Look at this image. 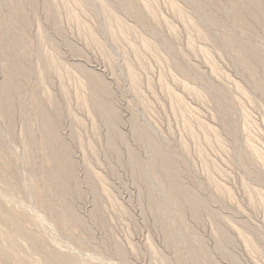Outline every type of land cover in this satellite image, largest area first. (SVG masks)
Segmentation results:
<instances>
[{
	"label": "rangeland",
	"instance_id": "rangeland-1",
	"mask_svg": "<svg viewBox=\"0 0 264 264\" xmlns=\"http://www.w3.org/2000/svg\"><path fill=\"white\" fill-rule=\"evenodd\" d=\"M63 260L264 264V0H0V264Z\"/></svg>",
	"mask_w": 264,
	"mask_h": 264
},
{
	"label": "bare ground",
	"instance_id": "bare-ground-1",
	"mask_svg": "<svg viewBox=\"0 0 264 264\" xmlns=\"http://www.w3.org/2000/svg\"><path fill=\"white\" fill-rule=\"evenodd\" d=\"M173 2V1H172ZM145 3V2H144ZM146 4H148V3H146ZM18 5V4H17ZM173 5V4H172ZM176 6V5H175ZM105 8H107V6H104ZM21 8V7H20ZM16 10V9H15ZM107 11V10H106ZM113 16V15H112ZM114 18V17H113ZM123 28V27H122ZM87 31V30H86ZM55 41V40H54ZM20 43V42H19ZM18 44V43H17ZM56 45V44H55ZM17 46V45H16ZM238 46V45H237ZM241 48H240V50H241V52H243V54L246 56V57H256L254 54H255V52L254 51H251V50H249V48H247V47H245V45H239ZM239 49V48H238ZM75 50V49H74ZM240 52V53H241ZM242 54V53H241ZM257 57H258V55H257ZM261 60H262V58H261ZM132 72V71H131ZM133 78V77H132ZM134 79V78H133ZM92 89V88H91ZM90 89V90H91ZM89 91V90H88ZM95 92V91H94ZM90 95V94H89ZM91 99H89V100H92V104L94 103V104H97V106L96 107H100V106H102V108H104V107H106V104L105 103H103L104 101H102L100 98H99V96H98V94L95 92V93H91ZM86 99V98H85ZM84 99V100H85ZM176 99V98H175ZM87 101V100H86ZM87 103V102H86ZM88 105V104H87ZM105 105V106H104ZM94 106V107H95ZM104 106V107H103ZM108 107V106H107ZM106 107V108H107ZM101 108V107H100ZM99 108V109H100ZM101 108V109H102ZM106 108H104V109H106ZM39 110V109H38ZM41 110V109H40ZM97 110V109H96ZM108 110V109H107ZM42 111V113H43V111L44 110H41ZM102 111H103V109H102ZM104 112V111H103ZM109 112V111H108ZM102 114H104V113H102ZM106 114V113H105ZM104 114V115H105ZM111 115V114H110ZM42 116V115H41ZM106 116V115H105ZM44 119V124H45V126L46 127H52L53 126V124L51 123V121L49 120V119H47L45 116L43 117ZM108 121V120H107ZM51 124H52V126H51ZM113 124V123H112ZM188 125V124H187ZM54 126H56V125H54ZM189 126V125H188ZM47 128V129H48ZM54 128V127H53ZM56 128V127H55ZM44 129H45V127H44ZM51 129V128H50ZM50 129H48V131L50 130ZM189 129H190V127H189ZM46 131V130H45ZM194 131V130H193ZM51 132V131H50ZM192 134V133H191ZM195 134V133H194ZM45 139H47V138H45ZM59 139V138H58ZM46 141V140H45ZM48 142V141H47ZM54 143V142H53ZM51 144V143H50ZM49 144V145H50ZM48 145V146H49ZM51 147H52V151H53V155H54V157L56 158V161L57 160H60V161H64V162H68V160H69V158H68V156L65 154V152L63 151V150H61V148L59 147L58 148V144H57V146L56 145H53V144H51ZM63 149V148H62ZM158 149V148H157ZM156 149V150H157ZM160 151V150H159ZM158 152V151H157ZM156 152V153H157ZM51 157H52V155H50ZM159 156H160V158H161V160H160V162L162 161V165H163V168L162 169H164L165 170V172H167L168 174H169V177H171V178H169L168 177V179H170L171 180V184H172V188H173V191L175 192V193H177V194H179L180 193V195H182L181 193L182 192H185V193H187L186 191H183V189H181V187H179L178 185V183H176V182H174V180L172 179V174L174 173V172H177L179 169H177V167H176V165L175 164H173L172 163V161H171V159L169 158V156L166 154V153H163V152H159ZM51 159V158H50ZM75 161V160H74ZM68 164V163H67ZM162 167V166H161ZM72 168V167H71ZM89 168V167H88ZM164 172V171H163ZM15 175V174H14ZM165 175V174H164ZM166 177V176H165ZM176 178V177H175ZM169 180V181H170ZM176 180V179H175ZM170 184V183H169ZM170 184V185H171ZM171 188V189H172ZM172 191V192H173ZM187 191H190V190H188L187 189ZM173 192V193H174ZM191 193H193V192H191ZM191 193H189V196H188V204H189V202L191 203V205H192V207L194 206V204L195 203H197L199 200H197L198 198H197V196H196V198H195V196H192V195H190ZM184 194V193H183ZM194 194V193H193ZM185 195V194H184ZM183 195V196H184ZM187 195V194H186ZM195 195V194H194ZM183 200H184V198H183ZM200 203V202H199ZM196 205V204H195ZM201 205H203V204H201ZM196 209V208H195ZM70 213L74 216V218L76 219V220H78V218L76 217V215L72 212V211H70ZM194 213V212H193ZM195 215V214H194ZM30 226V225H29ZM24 234V233H23ZM26 235V234H25ZM29 238V237H28ZM27 238V239H28ZM31 244V243H30ZM35 247V246H34ZM55 254V253H54ZM59 260V259H58ZM62 262H65L64 260L62 261ZM201 263V262H200ZM64 264V263H63ZM65 264H67L66 262H65Z\"/></svg>",
	"mask_w": 264,
	"mask_h": 264
}]
</instances>
